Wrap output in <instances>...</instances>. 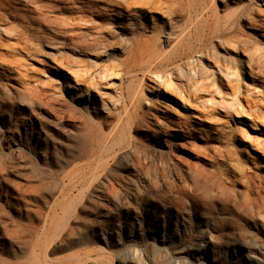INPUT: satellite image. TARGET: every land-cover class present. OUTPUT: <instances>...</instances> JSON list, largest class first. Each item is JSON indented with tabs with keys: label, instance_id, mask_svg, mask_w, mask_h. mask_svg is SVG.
<instances>
[{
	"label": "rangeland",
	"instance_id": "1",
	"mask_svg": "<svg viewBox=\"0 0 264 264\" xmlns=\"http://www.w3.org/2000/svg\"><path fill=\"white\" fill-rule=\"evenodd\" d=\"M188 1L171 19L116 8L72 21L68 0L37 5L69 27L3 17L0 264H264V212L234 180L264 182V0ZM197 24L207 40L190 58L125 73L132 39L166 52ZM92 157L113 187H63Z\"/></svg>",
	"mask_w": 264,
	"mask_h": 264
},
{
	"label": "bare ground",
	"instance_id": "2",
	"mask_svg": "<svg viewBox=\"0 0 264 264\" xmlns=\"http://www.w3.org/2000/svg\"><path fill=\"white\" fill-rule=\"evenodd\" d=\"M23 1H27L28 3H35L37 5L38 0H0V24H2L3 17H11L15 20H20L21 23L18 25L21 30H25L24 28L30 29V25L33 23H38L40 25H44V28L48 27H69V21L66 18L60 19L58 21V17L48 15L46 10L44 11L43 8H48L51 10L56 9V4H48L41 5L38 4V8H29V7H21L20 5L27 6L23 3ZM62 1V0H58ZM73 4L71 7L74 12L77 14L68 17L69 20H83L91 22L89 16H97L105 20L106 12L108 10H127L128 13L132 12L135 9L140 15H143L146 11V8H157V9H164L166 16L168 19L175 18L179 16L182 12V0H139V1H131V0H116L115 3H111L109 0H68ZM123 1V2H122ZM213 1V0H211ZM158 2V3H157ZM78 3V4H77ZM189 3V1H188ZM187 7L191 9H196L199 6V0H191ZM76 6V7H75ZM63 8V7H60ZM100 8L101 10H99ZM59 9V8H58ZM259 9V8H258ZM70 10V11H71ZM246 10V7H243L239 13L243 14ZM94 11H97L95 13ZM126 14V17L128 15ZM129 16V15H128ZM53 17V18H52ZM125 17V15H124ZM186 21V20H185ZM189 21V17L187 18ZM251 22L254 20L250 18ZM24 23H27L26 26ZM259 23V22H258ZM17 26V27H18ZM172 25H170L171 27ZM91 27L95 28V25H91ZM195 31L193 33L194 36H190L188 33L184 36V38L177 41L173 47L168 49V51H157L159 46L158 43L153 42V46L151 47H141L138 43V39H132L131 44L126 51V71L125 73L130 74L132 77L135 74L140 73L142 74L153 72L155 74L166 72L168 70L173 69L175 66L174 64L179 60H182L185 57H191L190 52L193 48L194 40L199 43V46L203 44L202 42L207 40L206 34H204L206 26L203 24V27H199L198 24L194 25ZM31 30V29H30ZM99 32L103 33L102 26L99 27ZM166 40L169 39V35L173 33L172 29L168 31ZM218 36L217 34H215ZM76 44L80 46H89L91 43H97L96 38L92 37L89 40L85 39L84 36H72L71 37ZM87 38V37H86ZM229 50V49H228ZM253 58H248L245 63L248 67V74L252 76V78L257 79L259 76L257 71L254 69V62L252 61ZM180 62V61H179ZM183 65V64H182ZM178 70L182 69L179 65L176 67ZM29 89V88H28ZM36 98V97H34ZM127 125L131 124L130 120L126 123ZM92 144V142H91ZM97 145L98 143L95 142ZM94 145V143H93ZM100 146L99 144L97 145ZM205 148V147H204ZM109 150V149H108ZM95 151H91L92 155L94 156ZM106 157V156H105ZM93 158V157H92ZM96 157L93 159H89L85 162L84 166L81 167H73L70 170L63 173L62 182L63 187L65 188H79V187H103L108 188L109 186L113 187V180L106 179V180H97V171L98 166L94 165ZM104 159V158H103ZM234 170V169H233ZM101 173V172H99ZM106 173V172H105ZM102 177V176H100ZM236 182L240 183L243 186L245 200L247 201L249 207L253 209H257L258 211L264 212V193L261 191V187H264V182L259 177L257 179L251 177V175L243 170L240 171L238 176H235ZM22 184V183H21ZM116 186V185H115ZM240 187V186H239ZM238 187V188H239ZM21 264V263H19Z\"/></svg>",
	"mask_w": 264,
	"mask_h": 264
}]
</instances>
